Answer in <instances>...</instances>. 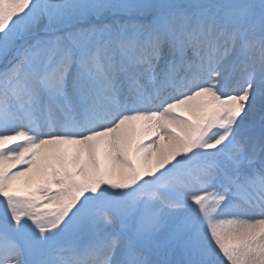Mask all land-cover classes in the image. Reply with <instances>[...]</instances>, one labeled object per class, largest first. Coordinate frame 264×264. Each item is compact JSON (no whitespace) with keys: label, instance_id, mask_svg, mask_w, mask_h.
<instances>
[{"label":"snow or ice","instance_id":"snow-or-ice-1","mask_svg":"<svg viewBox=\"0 0 264 264\" xmlns=\"http://www.w3.org/2000/svg\"><path fill=\"white\" fill-rule=\"evenodd\" d=\"M0 264H264V0H0Z\"/></svg>","mask_w":264,"mask_h":264}]
</instances>
